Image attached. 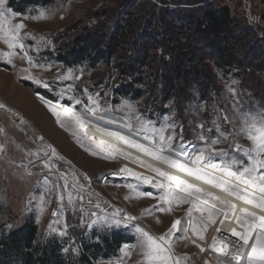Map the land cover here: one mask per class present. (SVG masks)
<instances>
[{"label":"rangeland","instance_id":"374dc122","mask_svg":"<svg viewBox=\"0 0 264 264\" xmlns=\"http://www.w3.org/2000/svg\"><path fill=\"white\" fill-rule=\"evenodd\" d=\"M9 1L11 0H5V9L11 14V24L24 25L20 34L25 49L24 51L14 49L15 55L11 63L0 59V103L6 105V109H0V129L4 130L0 132V145L5 149L0 152V237L30 223L37 227V241L40 244L57 241L61 254L73 264H77L81 253L92 246L99 248V254L92 264H120L121 259L124 260V264H139L142 257L137 246V234L132 225L139 224L151 234L160 235L170 227L173 220L181 219L186 226L190 208L193 209L192 218L196 223H199L201 213L195 211L194 204L181 203L178 206L172 205L170 213L153 211L150 215H144L145 209L157 205L155 197L160 195L161 190L154 186L155 181L152 184H145L142 179L137 180L134 176L121 173L119 170L129 166L131 172L139 175L145 172L158 175L136 163V159H126L120 151L111 153L110 159L90 155L76 143L72 135L73 132L79 131V126L74 121H68L62 114L61 119L70 130L61 128L56 117L49 112L40 97L68 107L83 116L86 112L87 97L91 95L98 100L100 114L105 115V120L112 119L114 123H106L105 120L96 119L89 114L88 125L94 127L98 125L110 132H119L126 138L149 147L151 145L144 139V135L152 136L154 131L164 128L166 136L174 135V145L179 147L183 142V151L190 154V157H184L165 153L173 159L191 165V160L198 152L211 147L215 152L227 153L225 156L213 154L212 162L222 164L235 158L239 165L247 166L248 158L243 152L235 151V145L250 148L251 142L243 134L234 136L233 133L240 127L237 118L239 113L256 116L264 114V71L249 72L245 79L238 80L233 76L235 72L224 76L221 71L209 64L214 74L213 89L209 88L203 93L200 87L192 86L188 100L171 99L163 106L164 111L158 113L153 110L150 103L156 101L158 96L156 93L150 96V99L148 96L138 101L114 96L113 89L117 80L114 70L110 67L102 64L92 67L89 63L66 67L57 59V48L71 44L81 38L86 30L103 23L102 13L119 9L123 0H53L46 6L28 7L22 13H16L9 8ZM166 2L178 3L173 5L175 8L186 7L178 0ZM209 2L218 7H227L230 15L242 22L243 27H251L257 32L258 35L255 34V37L261 38V33L264 36V0H209ZM40 12H45L46 18H36ZM6 51H9L7 44L0 38V53ZM25 52L34 64L39 66H30L24 58ZM25 68L33 77L47 82L49 87L38 86L32 80L26 79L28 73L22 71ZM69 74L80 76V79H62V76ZM69 84L72 85L71 91L66 92L65 97H60L58 94ZM67 96H74L82 103L75 105L66 98ZM225 116L230 122L223 119ZM21 120L24 121L23 124ZM213 120H218L221 129L226 133V139L217 133ZM201 123L205 125L203 129L199 127ZM173 124L174 129H170L168 125ZM127 125H131V131ZM201 135L206 139L201 140ZM37 137H43V143L52 145L58 155L64 158L53 160L54 168L51 172L35 157L27 155L29 152H36L40 147L41 142L36 139ZM212 140L219 142L213 145ZM90 141L86 139L83 142L86 146L95 147L90 145ZM29 160H32L33 164H29ZM25 165L28 166L31 175L27 174ZM59 172L68 174L67 191L62 187L64 180L59 178ZM73 172L77 174L78 181L75 189L71 187ZM214 175L223 174L216 171ZM84 176L88 179L85 180ZM158 178L165 182L163 177ZM235 182L233 179L231 183ZM128 184H132L133 189H129ZM69 191L74 198L82 196L83 202L74 199L69 204ZM137 191L151 192L152 196L138 197ZM60 196L64 198L62 202L58 199ZM201 198L209 200L210 204L215 203L217 208L224 207L209 197ZM97 203L100 204V208L95 207ZM57 210L62 214L54 227L64 229L66 226L67 235L64 237L49 230V223L56 220L52 212ZM117 210L138 217V220L131 222L127 228L107 227L102 223L87 226L96 219L89 217V212L95 211L98 216L110 217ZM207 214V211L203 213L205 218ZM215 219L216 223L204 231L203 240L195 237L189 230L182 233L185 239L174 241V254L187 257L183 264H205V261L208 264H217L215 258H208L206 252H201L196 247L198 244L205 248L213 236H216V226L221 220V215ZM157 220L160 223H157ZM6 224H11L12 227L9 229L5 227ZM113 238L120 239L119 245L113 246L111 250L106 249V241ZM125 245L132 246L127 257L121 252ZM65 248L75 250L65 252Z\"/></svg>","mask_w":264,"mask_h":264},{"label":"trees","instance_id":"16d2710c","mask_svg":"<svg viewBox=\"0 0 264 264\" xmlns=\"http://www.w3.org/2000/svg\"><path fill=\"white\" fill-rule=\"evenodd\" d=\"M52 1L11 0L8 7L22 13ZM178 1L186 7L175 8L178 3L166 0H123L119 9L102 13L103 23L57 48V59L66 67L85 63L110 67L117 80L114 96L138 101L156 93V101L150 103L158 113L171 99L188 100L192 86L203 93L213 89L209 64L224 76L235 72L238 80L249 72L264 71L262 33L261 38L255 37L257 32L243 27L225 6H215L209 0ZM119 242L117 238L106 241V249ZM98 254L99 248L92 246L81 253L77 264H92ZM0 264L73 262L61 254L57 241L40 244L37 227L28 223L1 235Z\"/></svg>","mask_w":264,"mask_h":264},{"label":"snow or ice","instance_id":"6c2138e0","mask_svg":"<svg viewBox=\"0 0 264 264\" xmlns=\"http://www.w3.org/2000/svg\"><path fill=\"white\" fill-rule=\"evenodd\" d=\"M5 9V0H0V38L4 39L7 44L9 51L0 53V59H3L7 63H11L12 57L15 55L14 49H20L24 51L25 45L23 43V37L20 34V30L24 28L22 23L11 24L10 13H7ZM38 19L46 18L45 12H40ZM24 58L27 60L30 66L36 67L38 64H34L33 60L27 56L25 52ZM23 72L28 73L26 79L32 80L33 83L44 88H48L49 84L38 78L33 77L27 68L22 69ZM64 80L80 79V76L64 75L62 76ZM72 85L69 84L68 87L60 92L58 95L60 97H65V93L71 91ZM68 100L72 101L75 105H80L82 101L76 99L74 96H67ZM45 106L48 108L49 112L56 117L57 123L61 128L65 130H70L66 127L64 120L61 119L62 114L66 116L68 121H74L79 126L78 132H73L72 135L75 137L76 143L86 152L92 156H100L103 159L112 158L111 153L117 151L112 149L111 146H105L102 142H97L95 140L90 141V145L86 146L83 142L88 139L82 135L83 129L87 126L90 121L87 120V116L90 114L96 119L105 120V115L100 114V106L98 104L97 98L89 95L87 97V104L85 105V115H79L74 110L60 105L58 103H53L49 100H44ZM131 107V105H127ZM0 109H6V105L0 103ZM58 109H62L58 111ZM240 121L239 129L233 133L234 136L243 134L248 141L251 142L250 148H242L239 144L235 145V151L243 152V154L248 158L247 166L239 165V161L233 158L230 161L224 162L222 164H217L212 162L211 156L220 155L225 156L227 153L220 151L215 152L211 147L206 148L204 151H200L195 155V158L191 160V165L180 162L179 160L173 159L167 153H174L176 156L190 157V154L183 151L184 144L180 143L179 147L175 146L173 141L175 139L174 135H165V129L160 128L154 131L152 136L147 134L144 135V139L149 141L150 147L148 145H142L140 143L134 142L131 139L126 138L119 132H110L107 129H101L97 126V130L103 131L108 135L127 143L129 146L136 148L137 150L143 152L146 155L152 156L154 159L161 161L162 163L168 164L170 167L184 172L189 176L195 177L197 180L204 181L205 183L220 188V190L228 193L230 196L235 197L237 200L243 201L245 204L252 205L254 208L258 209L260 214L255 211H248L245 208H240L237 211L236 205L228 201L220 200L219 197L213 195L212 192H205L203 189L196 187L192 183H188L186 180L180 179L178 176L171 175L167 172L162 171L159 168L152 167L151 165H144L143 161L138 159L135 160L136 163L147 167L152 172L156 173L158 176L163 177L165 182L156 181L154 186L161 190L160 195L155 197L157 199V205L149 209L144 210V215H150L153 211H158L160 213H170L172 211V205H179L181 203H192L195 205V211L201 213L199 218V223L193 221L192 212L193 209H189L187 216L188 221L185 226L181 219H176L171 222L170 227L160 235H153L145 228L139 224H134L132 227L135 229L137 234L138 247L140 248L141 261L139 264H183L187 260L186 256H176L173 252L174 241L176 239H185L186 237L182 233H187L189 230L191 233L199 238L204 239V231L207 228L216 223L215 217L218 215H223L225 219L234 218V223L236 227H232L228 235L224 236L222 239H217V236H213L211 243L208 248L205 249L200 245H196L201 252L209 251L216 254L217 264H264V114L256 116L250 113H239L237 117ZM219 119V118H218ZM226 122H230L227 116L223 117ZM106 123H114L112 119H106ZM23 124L24 121L21 120ZM217 133L220 137L226 139V133L221 129L218 120L212 121ZM131 131V125H127ZM170 129H174L173 125H168ZM200 129H203L205 125L201 123L199 125ZM0 129V132H3ZM145 131L147 127L145 126ZM183 129H181V141L183 139ZM38 141L41 142L40 147L36 152H29L27 155L35 157V159L42 163L45 169L50 172L54 168L53 160H63L64 158L59 156L57 150L50 144L43 143V137H37ZM201 140H205V136H200ZM218 140H212L211 143L214 145ZM4 146L0 145V152H3ZM126 159H134L130 157L127 153H121ZM29 164H33L32 160H29ZM239 165V166H238ZM238 166V167H237ZM25 170L27 174L31 175L28 171V166L25 165ZM235 169V170H234ZM121 173H128L134 176L137 180L143 181L145 184H152L153 181L150 177L143 176L131 172L130 169L121 168L119 170ZM219 171L222 176L214 175V172ZM59 178L64 180L63 189L67 191L69 189V179L68 174L64 172L58 173ZM85 180L88 179L87 176L83 177ZM229 178H234L235 183H231ZM71 187L75 189L78 185L77 174L75 172L71 175ZM243 185V186H242ZM57 187H60L57 185ZM82 187V185H81ZM129 189H133L132 184H128ZM137 196H152L151 192L142 193L137 191ZM201 197H209L213 201H218L220 204L224 205L223 208H217L215 203H209V200L202 199ZM126 199L130 197H125ZM62 202L63 196L58 197ZM74 199H79L81 203L83 202V197L74 198L72 193L68 192V203L71 204ZM91 204V201H89ZM96 208H100V204L95 205ZM43 211V208H41ZM207 211V217L205 218L203 213ZM61 211H53L52 216L56 218L53 222L49 223V230L51 232H58L61 237L67 235V228L60 229L54 227V224L59 222V217ZM231 214V215H230ZM89 217H96L92 220V223L87 225L91 227L97 223H102L107 227H125L127 228L132 221L138 220V217L129 215L127 213H121L119 210L112 213L110 217L108 216H98L95 211L88 213ZM223 220L220 221L223 224ZM157 223H160L157 220ZM5 227L11 228V224H6ZM239 229V230H238ZM216 233L221 235V229L217 228ZM228 236L234 237V240H229ZM195 243V241H192ZM131 247L125 245L121 248V252L127 257L131 252ZM70 250L65 248L64 251L68 252ZM120 264H124V260H120ZM205 264H208L205 261Z\"/></svg>","mask_w":264,"mask_h":264},{"label":"bare ground","instance_id":"6f19581e","mask_svg":"<svg viewBox=\"0 0 264 264\" xmlns=\"http://www.w3.org/2000/svg\"><path fill=\"white\" fill-rule=\"evenodd\" d=\"M61 110L62 109H60V111ZM98 127L103 129L100 126H98ZM85 129H87L88 132L92 135V136H89V137L87 136V138L89 140H95L97 142H102V139L105 140L108 137V135L102 133L101 131L97 130L96 128H94L91 125H87L85 127ZM112 149H115V150L120 151L122 153H127L130 157H132L134 159H138L140 161H143L144 164L151 165L152 167L159 168L162 171L167 172V173H169L171 175L178 176L180 179L186 180L188 183L194 184L196 187H199V188L203 189L205 192H212L213 195L219 197L220 200L228 201V202H230L232 204H235L236 208H237V211L240 208H245L248 211H255V212H257V214H260L259 210L254 208L252 205H248V204H245L243 201L237 200L235 197L230 196L228 193L220 190V188L213 187V186L205 183L204 181L197 180L195 177L189 176L188 174H186L184 172H180L179 170L170 167L168 164L162 163L161 161L154 159L152 156L146 155L143 152L137 150L136 148L129 146L125 142H121L120 148H114L113 147ZM124 167L131 170V168L129 166H124ZM146 173H148V172H145V174H141L140 173V175L141 176H149L150 175L149 177L152 179V181H155V182L156 181H161L158 178V176L152 175L151 173L150 174H146ZM229 179H230L231 182H233L232 178H229ZM221 220L224 221L223 225L219 222L220 225H217L216 228H218V226H219V228L221 229V232L223 234V236L221 237V239H222L224 236L228 235L230 229L232 227H236V225L234 223V218L225 219L223 217V215H221ZM132 222H134V221H132ZM228 237H230V236H228Z\"/></svg>","mask_w":264,"mask_h":264},{"label":"built area","instance_id":"2783aa9c","mask_svg":"<svg viewBox=\"0 0 264 264\" xmlns=\"http://www.w3.org/2000/svg\"><path fill=\"white\" fill-rule=\"evenodd\" d=\"M88 125V124H87ZM94 127V126H93ZM94 128H96L97 129V127H94ZM102 133H104V134H106V135H108L107 133H105V132H103V131H101ZM83 135L85 136V137H89V136H92L89 132H88V130L87 129H83ZM105 143L107 146H111V148H120V146H121V142L122 141H120V140H118V139H116V138H114V137H112V136H110V135H108V137H107V139H102V143ZM103 143V144H104ZM218 225H220V224H218ZM223 225V224H222ZM221 225V226H222ZM218 228H219V226H218ZM216 236H217V239L219 240V239H221V237L223 236V234H222V232H221V235H218L217 233H216ZM228 239L229 240H234V238L233 237H228ZM211 243V242H210ZM210 243H208L206 246H205V249H207L208 248V245L210 244ZM206 254H207V256H208V258H215L216 259V254H214V253H211L210 252V250L209 251H206ZM217 260V259H216Z\"/></svg>","mask_w":264,"mask_h":264},{"label":"crops","instance_id":"0c3cea01","mask_svg":"<svg viewBox=\"0 0 264 264\" xmlns=\"http://www.w3.org/2000/svg\"><path fill=\"white\" fill-rule=\"evenodd\" d=\"M232 179H234V178H232ZM231 182V181H230Z\"/></svg>","mask_w":264,"mask_h":264},{"label":"water","instance_id":"95a60500","mask_svg":"<svg viewBox=\"0 0 264 264\" xmlns=\"http://www.w3.org/2000/svg\"><path fill=\"white\" fill-rule=\"evenodd\" d=\"M143 227V226H142Z\"/></svg>","mask_w":264,"mask_h":264}]
</instances>
